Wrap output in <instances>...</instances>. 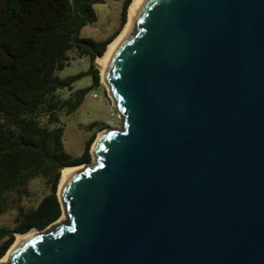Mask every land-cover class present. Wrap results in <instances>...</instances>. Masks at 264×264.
Returning <instances> with one entry per match:
<instances>
[{"label":"water","instance_id":"95a60500","mask_svg":"<svg viewBox=\"0 0 264 264\" xmlns=\"http://www.w3.org/2000/svg\"><path fill=\"white\" fill-rule=\"evenodd\" d=\"M91 62L119 127L0 264H264V0H131Z\"/></svg>","mask_w":264,"mask_h":264},{"label":"trees","instance_id":"16d2710c","mask_svg":"<svg viewBox=\"0 0 264 264\" xmlns=\"http://www.w3.org/2000/svg\"><path fill=\"white\" fill-rule=\"evenodd\" d=\"M102 0H0V217L15 216L11 228L0 227V257L15 234L30 229L43 230L61 215L56 189L63 167L91 161L90 145L98 127L86 140L79 156L63 147L64 123L61 116L74 112L86 92L99 86V70L89 63L86 70L61 77L69 65V53L78 58L90 51L71 42L91 44L101 56L126 20L131 0H124L117 30L101 41L79 36L80 30L96 20L93 6ZM90 83L74 88L83 77ZM65 93L67 95H65ZM41 178L48 192L35 207L26 208L31 181Z\"/></svg>","mask_w":264,"mask_h":264},{"label":"rangeland","instance_id":"374dc122","mask_svg":"<svg viewBox=\"0 0 264 264\" xmlns=\"http://www.w3.org/2000/svg\"><path fill=\"white\" fill-rule=\"evenodd\" d=\"M123 2L124 0H102L100 3L95 4L93 9L96 14V20L84 26L80 30L79 36L82 38H90L94 41H101L111 36L119 27ZM69 55L73 59L59 73L61 77L84 71L87 69L89 63H92L88 57L78 58L76 51L70 52ZM88 83H90V77H83L74 83V88L85 87ZM99 83V86H94L86 92L81 104L74 112L67 116H61V120L64 123L63 147L73 157L79 156L83 152L86 140L98 127H103L105 133L110 129L119 127L114 99L110 95L109 89L104 82L99 80ZM65 95L67 94L65 93ZM93 122L98 123V127L88 130V126ZM98 132L95 133L94 140ZM47 192L48 189L44 180L41 178L34 179L30 183L29 196L24 199L23 205L26 208L35 207ZM14 216V212H7L2 215L0 217V227L11 228Z\"/></svg>","mask_w":264,"mask_h":264},{"label":"bare ground","instance_id":"6f19581e","mask_svg":"<svg viewBox=\"0 0 264 264\" xmlns=\"http://www.w3.org/2000/svg\"><path fill=\"white\" fill-rule=\"evenodd\" d=\"M129 6V5H128ZM127 11H128V7H127V10H126V20H125V23H124V25L122 26V28H121V30L119 31V33L123 30V28L126 26V24H127ZM118 33V34H119ZM117 34V35H118ZM114 39L115 38H113L112 39V41L110 42V43H112L113 41H114ZM110 43H108V45L110 44ZM107 47V46H106ZM105 51H106V48H105V50H104V52L103 53H105ZM103 56V54L101 55V56H98L97 58H101ZM99 70V69H98ZM99 74H100V72H99ZM103 82L105 81V79H101ZM76 166V165H75ZM77 166H79V165H77ZM67 167H72V166H67ZM62 170V169H61ZM60 218V217H59ZM58 220V219H57ZM36 230V229H35ZM36 231H38V230H36ZM28 232V231H27ZM24 234V233H23ZM23 234H16V235H19V236H21V235H23ZM15 240V237H14V239H13V241ZM13 243V242H12ZM2 257H4V255L2 256ZM2 257H0V259L2 258Z\"/></svg>","mask_w":264,"mask_h":264}]
</instances>
